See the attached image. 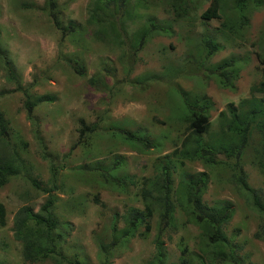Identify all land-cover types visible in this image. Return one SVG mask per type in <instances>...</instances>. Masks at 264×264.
Segmentation results:
<instances>
[{
	"label": "rangeland",
	"instance_id": "rangeland-1",
	"mask_svg": "<svg viewBox=\"0 0 264 264\" xmlns=\"http://www.w3.org/2000/svg\"><path fill=\"white\" fill-rule=\"evenodd\" d=\"M192 1L195 6L189 19L180 21L168 5L155 7L132 0L134 11L123 14L119 24L125 33L118 41H132L141 27H149L148 17L161 34H153L127 62L119 56L125 53L121 42H113L114 35L101 27L102 20L88 24L91 0H54L60 26L70 24L71 32L53 24L45 0H0V115L8 132L6 140L0 139V160L12 162L17 171L0 185L5 217L0 226V264H72L73 260L102 264L101 243L107 245V264H146L157 253L156 240L161 244L163 264H197L196 254L204 259L199 250L203 240L199 229L185 220L174 196H170L172 224L156 239L158 210L155 204L150 205L152 213L146 214L138 193L141 179L153 178V167L167 155L172 161V187L180 173L204 171L208 177L204 205L230 203L232 215L221 233L231 242V249L241 264H264V241L254 236L264 216L253 206L256 201L264 207V159L256 163L254 146L243 150L239 170L230 168L233 159L223 153L215 155L221 162L208 167L200 160L184 159L179 153L184 151L183 127L166 119L168 107L180 103L176 88L188 97L204 95L209 102L210 126L207 134L200 135L202 142L210 135L209 141L216 138L215 144L221 146L236 141L228 131L229 122L224 117L219 120V113L228 116L230 108L238 112L240 100L261 97L249 87L262 79L264 69V0L260 7L244 14L246 24L234 26L228 38L219 32L221 19L199 17L208 0ZM226 19L237 24V17L228 15ZM204 31L217 41V49L209 57L203 53L200 40ZM232 58L238 61L237 78L233 85L225 86L211 74L208 64L211 68ZM72 60L84 65L82 76L69 66ZM106 62L113 68V76H107L104 88L96 91L88 77ZM193 65L195 70L186 72ZM6 67L15 82L9 79ZM165 69L179 71V75L169 79L162 75ZM26 96L35 103L31 119L23 106ZM46 96L52 101H46ZM258 102L264 109V97ZM243 106L250 109L249 104ZM235 115L239 119V112ZM262 116L253 118L254 127L263 121ZM81 120L85 125L95 123V131L84 129L80 134ZM219 129L228 141L225 136V140L220 139ZM257 129H252L256 135ZM128 133L140 137L143 145L139 141L131 146L123 137ZM174 150L175 156L171 154ZM123 174L132 175L136 184L124 182L122 190L100 184L116 181ZM234 177L247 189H237ZM48 198L52 199L50 213L56 220L50 233L53 240L37 236L44 256L29 263L22 258L21 242L13 237L12 218L23 206L39 213ZM130 208L143 215L133 235L120 237L115 243L102 242L110 239L113 226L116 230L123 227L120 215ZM33 227L43 229L41 225Z\"/></svg>",
	"mask_w": 264,
	"mask_h": 264
},
{
	"label": "trees",
	"instance_id": "trees-1",
	"mask_svg": "<svg viewBox=\"0 0 264 264\" xmlns=\"http://www.w3.org/2000/svg\"><path fill=\"white\" fill-rule=\"evenodd\" d=\"M91 1L92 8L90 9L88 15L90 18V23L88 24H99L101 23L99 20H102L104 25L101 27L105 32L109 31L110 35H114L112 36L114 40L113 42L117 45L121 42L120 45L125 53L123 55L121 52L119 56H121V59L125 58L127 62H130V60L127 59H130L136 51H139L143 47L144 42L149 40L153 34H161V32H159L160 29L156 26H152L154 21L148 17L145 21L149 27L144 29L141 27L138 34L134 36L132 41L128 40V43L126 42V39H119L118 41L120 35L125 33L123 27L119 24V22L122 21L123 14L132 13L134 11L131 6L132 0ZM140 1L148 6L156 7L168 5L172 10L174 18L180 21H187L190 16V11L195 6V2L192 0ZM44 3L46 4L47 12L50 15L53 24L61 31L68 30L71 32L73 26L70 24H68L67 27L60 26V22L58 20L59 12L56 10L54 0H45ZM261 4L262 0H208L207 6L200 12L199 17L204 20L221 19L219 23L221 31L219 32L222 33L224 38H228V31H232L234 26L240 27L241 25L246 24L247 18L244 14L251 11L255 6L260 7ZM228 15L231 17H237V24L229 22L228 19H226ZM115 17L118 19H112ZM100 28L96 31H99ZM236 32L238 33V31ZM213 37L207 31L202 32L200 35V40L202 41V46L204 47L203 53L205 52L207 57L211 56L217 49V41H215ZM108 38L109 37H106V41L110 42ZM197 58L200 57L197 56ZM134 60L135 59H132L131 61ZM197 63L201 66V61H198ZM237 63L238 61L235 63V58H232L227 61L220 62L218 65L213 64L211 65V68L208 64V69L211 70V74L216 77L218 83L225 86L233 85V81L237 78ZM68 64L78 76H82L84 74L85 68L83 64H80L75 60L69 61ZM195 68L196 66L193 65V68H187L186 72H192ZM6 72L9 79L15 82L16 80L8 67H6ZM93 74L94 75H90L88 77V83L94 90L101 91L106 84L105 78L110 75L113 76V68H111V66L106 62L104 65H99L96 73ZM261 74L262 79L258 81L256 85L252 84L249 87L251 93L258 92L261 94V97L257 99L255 96H250L247 99L240 100V104L238 105L239 119L235 115V113L238 112H234V108L229 109L228 116L225 114L223 115L222 112L219 113V120L224 117L225 121L229 122L227 127L228 131L230 134L234 135L236 140L230 143V141H228V137L225 136L226 133L224 130L219 129L218 136L220 139L225 140L224 138L226 137V140L230 144L225 146L215 144L216 138L209 141L211 135L207 137L208 139L206 138L207 142H202L201 140L200 135L207 134L210 126L206 111L209 106L208 99L204 95H193V97H188L182 90L180 91L178 88L175 89L180 103L175 106L168 107L169 111L166 119L169 122H176L183 127L182 133L184 132L185 134L181 140V146H183L184 151L182 150L179 153H182L184 159L190 161L200 160L206 165V167H208L221 162L215 159V155L223 153L225 156L233 159V163L230 168L233 170H239L240 155L245 148H250L252 146H254L255 157H257L256 163L258 164L262 159H264V109L259 107L258 102V100L264 97V69H261ZM162 75L170 79L179 75V71L169 72L168 69H165ZM40 99L41 97L39 100ZM44 99L46 101H52L49 96L44 97ZM245 103L249 104L250 109H243V105ZM34 105L35 103L31 101L28 96L23 99V106L27 119H31V111ZM257 115H263V121H258L257 127H254L252 122L253 118ZM80 124L83 125V128L79 131L80 134L83 133L84 129H86L88 133L95 131V123L85 125L81 120ZM253 128H258L257 135L255 130L252 131ZM7 133L6 123L0 115V139L6 140ZM250 134L252 135L250 136ZM123 137L128 140L129 144L133 147L137 146L139 141H141L140 143L143 145L142 140H140L141 138L137 135L128 133L124 134ZM144 146L151 148L147 144ZM176 153L177 151L174 150L171 154L175 156ZM161 158L163 160H159L153 167V170L156 173L154 177L148 179L143 177L139 182L140 189L138 192L142 198L146 214L152 213L150 205L155 204L158 210L156 225L157 230L155 234L156 239L159 238L163 229L172 224V213L174 207L170 196L173 195L176 203L183 210L185 220L192 223L199 229V236L203 240V247L202 249L199 247V250H202L204 259L196 254L197 264H241V258L239 255H235L231 249V242L224 234L221 233L222 226L227 223L232 215L230 203L228 201H220V204H214V201L211 205H204L202 195L205 192V185L208 179L204 171L180 173L179 179L173 188L170 178L172 161L169 160L170 156L168 155ZM16 172L17 171L13 167L12 162L0 160V185L4 183L7 177L14 175ZM135 181L136 180L132 175L123 174L119 175L118 180L116 181H112L110 183L100 181V184L105 186L107 184L114 185L115 188L122 190L124 188H122L121 185L124 182H129L135 185ZM233 183L237 186V189H247L243 183H241L239 177H234ZM33 184L36 187V184ZM51 205L52 199L48 198L46 202L40 205L39 213H33L28 206H23L20 207L19 211H16L15 215H13L11 226V229L13 230V237L21 242L22 258L26 262L35 263L44 256L42 252L45 249L41 248V245L36 240L37 236L42 235L49 241L53 240L50 233L56 227V220L50 213ZM253 206L264 216V207H262V205L253 201ZM41 212L44 213L43 217L40 215ZM120 218L123 221V227L120 228V230H116L113 226L111 229L112 233L110 239L102 242H109L110 244L115 243L120 237L126 239L132 236L137 225H140L143 221V215L135 208L128 209V213L120 215ZM29 221H32V226H28ZM4 222V207L0 203V226H3ZM33 225H36L37 227L38 225H41L43 229H35ZM257 229L258 231L254 232V236L264 241V219L261 221ZM56 236L58 237L59 235L56 234ZM155 242L157 253L153 259L146 262V264H163L164 255L160 251V241L156 240ZM106 248L107 245L105 246L104 243L99 245V250L103 254L102 264H107ZM49 251H54L53 246L49 249ZM181 252H183V249H181ZM72 264L81 263L77 260H73Z\"/></svg>",
	"mask_w": 264,
	"mask_h": 264
}]
</instances>
